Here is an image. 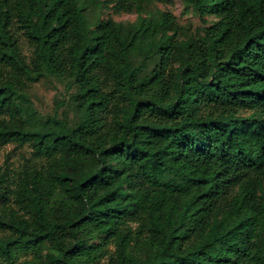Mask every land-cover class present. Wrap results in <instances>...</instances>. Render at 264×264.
Here are the masks:
<instances>
[{
  "label": "trees",
  "instance_id": "16d2710c",
  "mask_svg": "<svg viewBox=\"0 0 264 264\" xmlns=\"http://www.w3.org/2000/svg\"><path fill=\"white\" fill-rule=\"evenodd\" d=\"M183 1L198 34L155 0H0V146L38 160L0 167V264H264V0ZM107 4L136 20L91 26ZM44 75L75 124L38 116Z\"/></svg>",
  "mask_w": 264,
  "mask_h": 264
},
{
  "label": "rangeland",
  "instance_id": "374dc122",
  "mask_svg": "<svg viewBox=\"0 0 264 264\" xmlns=\"http://www.w3.org/2000/svg\"><path fill=\"white\" fill-rule=\"evenodd\" d=\"M157 8L171 12L177 17L179 23L193 34L200 33L204 26L196 13L191 8H187L183 0H155L150 9ZM86 14L91 26H95L98 21L108 18L123 22H133L137 18L135 12H116L111 4L89 8ZM215 19L214 16L207 17L208 24L213 23ZM22 48L25 55L29 56L31 54L26 42H23ZM133 61L137 64L139 58L134 57ZM149 66L152 67V62ZM27 92L41 119L45 120L48 116L58 112L59 116L67 119L70 124L73 125L77 122L78 119L73 109V96L77 92V87L73 80L44 75L38 81L31 82ZM25 159L38 162V160L32 158L31 149L28 146L22 148L16 147L14 144L0 146V167L19 170ZM96 242L100 243V240ZM109 251L113 252L114 247L110 246ZM32 258V253L21 255L12 264H21L24 260ZM104 262L106 260L102 264Z\"/></svg>",
  "mask_w": 264,
  "mask_h": 264
}]
</instances>
